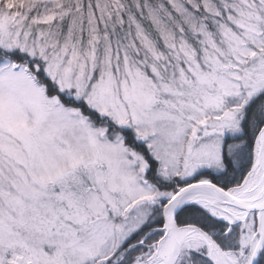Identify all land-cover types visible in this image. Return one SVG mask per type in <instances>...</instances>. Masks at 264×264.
I'll return each mask as SVG.
<instances>
[{
  "label": "snow or ice",
  "instance_id": "snow-or-ice-1",
  "mask_svg": "<svg viewBox=\"0 0 264 264\" xmlns=\"http://www.w3.org/2000/svg\"><path fill=\"white\" fill-rule=\"evenodd\" d=\"M0 264H264V0H0Z\"/></svg>",
  "mask_w": 264,
  "mask_h": 264
}]
</instances>
